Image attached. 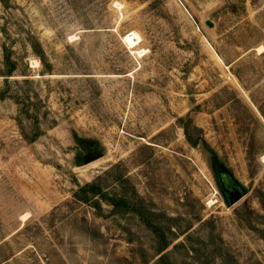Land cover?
<instances>
[{
    "label": "rangeland",
    "instance_id": "1",
    "mask_svg": "<svg viewBox=\"0 0 264 264\" xmlns=\"http://www.w3.org/2000/svg\"><path fill=\"white\" fill-rule=\"evenodd\" d=\"M0 264H264V0H0Z\"/></svg>",
    "mask_w": 264,
    "mask_h": 264
},
{
    "label": "bare ground",
    "instance_id": "2",
    "mask_svg": "<svg viewBox=\"0 0 264 264\" xmlns=\"http://www.w3.org/2000/svg\"><path fill=\"white\" fill-rule=\"evenodd\" d=\"M119 8L122 7L118 3ZM123 42L126 43V45L135 53H137L140 56H143L146 51L143 49H140L139 45L142 42V37L136 32V31H131L124 35L123 37ZM260 50H262L260 48ZM28 215V213L26 214Z\"/></svg>",
    "mask_w": 264,
    "mask_h": 264
},
{
    "label": "trees",
    "instance_id": "3",
    "mask_svg": "<svg viewBox=\"0 0 264 264\" xmlns=\"http://www.w3.org/2000/svg\"><path fill=\"white\" fill-rule=\"evenodd\" d=\"M6 62L9 65L8 72H7L6 76H11L12 73L16 70V64L10 60L9 55H6ZM80 191L85 193V195H87L90 192L91 193H98L99 188L96 184L86 183L85 185L80 186ZM100 193H101V191H100ZM80 197L83 201H85V200L88 201V199H89L88 196H85V198H84L82 195Z\"/></svg>",
    "mask_w": 264,
    "mask_h": 264
},
{
    "label": "water",
    "instance_id": "4",
    "mask_svg": "<svg viewBox=\"0 0 264 264\" xmlns=\"http://www.w3.org/2000/svg\"><path fill=\"white\" fill-rule=\"evenodd\" d=\"M208 25L213 26L214 23L208 22ZM102 155H103V152L101 149L91 150L84 156V161L86 163H89V162H92L94 160H97L98 158H101ZM243 196H244V193L240 190H237L235 193L232 194V196L230 198L231 203H235V202L239 201Z\"/></svg>",
    "mask_w": 264,
    "mask_h": 264
}]
</instances>
